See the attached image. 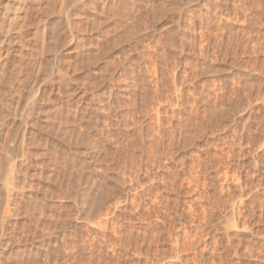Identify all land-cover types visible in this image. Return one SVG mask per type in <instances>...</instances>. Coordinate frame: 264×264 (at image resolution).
<instances>
[{
  "label": "rangeland",
  "instance_id": "obj_1",
  "mask_svg": "<svg viewBox=\"0 0 264 264\" xmlns=\"http://www.w3.org/2000/svg\"><path fill=\"white\" fill-rule=\"evenodd\" d=\"M77 2L32 111L0 109V163L23 150L24 180L0 264H264V0Z\"/></svg>",
  "mask_w": 264,
  "mask_h": 264
},
{
  "label": "bare ground",
  "instance_id": "obj_2",
  "mask_svg": "<svg viewBox=\"0 0 264 264\" xmlns=\"http://www.w3.org/2000/svg\"><path fill=\"white\" fill-rule=\"evenodd\" d=\"M6 1V2H5ZM0 0V109H1V107H4V109L2 108V110H5L6 109V111L4 112V114H2L3 113V111L1 112V114L3 115L2 117H4L5 119H7V115L9 116V114H11L12 112L14 113V111H15V108L17 107V102H16V104L17 105H15L14 106V108H13V104H14V101H18V103L20 102V104L22 105H18L19 107H20V109H21V112L22 111H25V112H27V111H29V110H31V108L33 109V102H32V98H31V94H33L34 95V93L32 92V91H34V90H31L30 91V88H31V86L29 85V82H34L35 80V77H37L38 75L41 77V79L43 80V78L42 77H46L47 75H48V72L46 73V71H45V73H41V75L39 74L40 72H39V70H38V68H37V66L40 68V63L39 62H41L42 64L44 63L43 62V60H39V59H41L40 57H39V55L41 54V51H42V54L44 53L45 55H46V52H48V56L50 57L51 56V54L50 53H52V51H53V49H50V48H52V46L55 44V42H54V40L56 41L57 39H58V37H60L59 36V34H60V32L64 29V28H62V27H64V25H67V23L69 22L68 21V18H70V12L69 13H67V9H69L68 7H69V5L71 4L72 5V3L74 4L75 3V1L77 2V1H79V0H12L11 2H9V1H7V0ZM69 1H71L70 2V4H69ZM5 2V3H4ZM58 2H60V5H58ZM80 2H81V0H80ZM79 2V3H80ZM55 4H57L58 5V8L59 7H61L60 8V10L58 9L57 10V8H55ZM83 4V3H82ZM93 4V3H92ZM75 5V4H74ZM79 5H81V4H79ZM88 5V4H87ZM73 6V5H72ZM71 6V7H72ZM77 6H78V2H77ZM77 6H75V7H77ZM83 6V5H82ZM75 7H72L73 9L75 8ZM84 7V6H83ZM82 7V8H83ZM90 7V6H89ZM91 7H93V6H91ZM81 8V9H82ZM85 8H86V6H85ZM80 9V10H81ZM97 9V8H96ZM95 9V10H96ZM71 9H69V11H70ZM86 10V9H85ZM72 11V10H71ZM87 11H88V9H87ZM108 11V10H107ZM73 12V11H72ZM77 12V11H76ZM66 13H67V15H66ZM78 13V12H77ZM82 13V12H81ZM80 13V15L82 16V14ZM74 14H76L75 12H74ZM86 14V13H85ZM84 14V15H85ZM89 14V13H88ZM69 15V17L67 18V16ZM73 15V14H72ZM83 15V16H84ZM75 16V15H74ZM74 16H72L71 18H73ZM83 16L82 17H80V16H78V17H80L81 18V20H82V18H83ZM89 16V15H88ZM87 17V16H86ZM70 18V19H71ZM85 18V17H84ZM84 18H83V21H84ZM77 19V18H76ZM75 19V20H76ZM79 19V18H78ZM88 19H90V18H88ZM92 19V18H91ZM101 19V18H100ZM99 19V20H100ZM94 20V19H93ZM99 20H98V22H99ZM68 21V22H67ZM71 21H72V19H71ZM77 22V20L75 21V23H74V21H73V23L74 24H78V23H76ZM82 22V21H81ZM81 22H79V23H81ZM86 22H87V19H86ZM92 22V21H91ZM72 23V22H71ZM70 23V24H71ZM84 23V22H83ZM82 23V24H83ZM85 24V23H84ZM78 25H80V24H78ZM88 25V24H87ZM99 25V24H98ZM109 25V24H108ZM68 26H69V23H68ZM71 27L69 28L68 27V29H69V31L71 30H73V29H71L72 28V24L70 25ZM80 26H82V25H80ZM85 26V25H84ZM106 26V25H105ZM65 27H67V26H65ZM74 27V26H73ZM75 27H76V25H75ZM83 27V26H82ZM80 28V29H83V28ZM100 27V26H99ZM110 27V26H109ZM68 29L66 30V32L68 31ZM77 29V32H78V29H79V27L78 28H76ZM75 29V30H76ZM79 29V30H80ZM88 29V28H87ZM84 30V29H83ZM93 30V29H92ZM56 31V32H55ZM70 31V32H71ZM81 31V33H82V30H80ZM90 31V30H89ZM100 31V30H99ZM55 32V33H54ZM57 32H58V35H54V34H57ZM64 32V33H63ZM69 32V33H70ZM62 33L63 34H65V31L63 30L62 31ZM72 33H75V31L74 32H72ZM79 33V32H78ZM71 34V33H70ZM76 34V33H75ZM101 34V33H100ZM64 37L62 38V40H64L65 41V35H63ZM75 37H77L76 35H75ZM81 37H83L82 35H81ZM54 38V39H53ZM70 38H71V36H70ZM79 38V37H78ZM77 38V39H78ZM53 39V40H52ZM95 39V38H94ZM99 39V38H98ZM59 40V39H58ZM76 40V39H75ZM54 42V44H53V42ZM60 41H61V39H60ZM60 41H59V44H60ZM88 41V40H87ZM92 41V40H91ZM52 42V44H51V46H49L50 45V43ZM66 42V41H65ZM82 42V41H81ZM104 42V41H103ZM57 43V42H56ZM67 43H69V42H66V44ZM83 43V42H82ZM93 43V42H92ZM62 44H63V42H61V47H63L62 46ZM65 44V43H64ZM63 44V45H64ZM65 44V45H66ZM70 44V43H69ZM69 44H67V45H69ZM78 44H79V42H77V46H78ZM91 44V43H90ZM27 46V47H29V49L28 50H30L31 51V54L30 53H28V52H30V51H28L27 53L29 54V55H31V62L28 60V63L30 64V66H29V68L28 69H26L27 71H25L27 74L25 75L24 74V76L26 77H24V79H23V81H22V79H20L21 81L19 82V83H17V84H15V86H17L18 84V86L17 87H13L12 86V83L14 82L13 80L14 79H12L11 78V76L9 75V70L10 69H8V74L6 75V68H7V66L9 65V61H8V56H10L11 54V51L13 50V54H17V55H21L20 54V51H21V49H22V47L23 46ZM58 44H56L55 46H53L54 47V49H56L58 46H57ZM64 45V46H65ZM83 45V44H82ZM88 45V44H87ZM92 45V44H91ZM95 45V44H94ZM24 46V47H25ZM50 48H49V47ZM79 46H80V44H79ZM26 47V48H27ZM46 47L47 48H49L50 50H52L51 52H50V50L49 49H46ZM60 47V48H61ZM59 48V47H58ZM57 48V49H58ZM75 48V47H74ZM74 48H72L73 50H75L76 51V48L74 49ZM57 49H56V51H57ZM66 49V48H65ZM79 49V48H78ZM83 49V48H82ZM26 50V49H25ZM59 50V49H58ZM93 50H95L94 48H93ZM23 51V50H22ZM21 51V52H22ZM44 51H46V52H44ZM56 51L54 50V52L56 53ZM61 51V50H60ZM69 52H70V50H68ZM68 51H63V52H68ZM74 51V52H75ZM54 52L52 53V54H54ZM59 52V51H58ZM62 52V51H61ZM61 52H60V54H61ZM83 52V51H82ZM25 53V52H24ZM40 53V54H39ZM15 54V55H16ZM22 54H23V52H22ZM28 54H27V56H28ZM41 54V55H42ZM59 54V55H60ZM72 55H73V53H71ZM70 54V55H71ZM56 55H57V53H56ZM56 55H54V57H56ZM69 55V56H70ZM76 55V54H75ZM43 56V55H42ZM58 56V55H57ZM68 56V55H67ZM25 57H26V55H25ZM24 57V58H25ZM29 58H30V56H28ZM45 57V58H48V59H50V58H53V57ZM70 57H72V56H70ZM70 57L67 59V60H69L70 59ZM13 58V57H12ZM18 58V60L20 59V57H17ZM39 58V59H38ZM59 58V57H58ZM57 58V59H58ZM63 58V57H62ZM79 58V57H78ZM99 58V57H98ZM15 59H16V57H15ZM23 59V58H22ZM53 60V59H52ZM72 60H74V59H72ZM81 60V59H80ZM11 61H12V59H11ZM23 61V60H22ZM39 61V62H38ZM45 61V60H44ZM56 61V60H55ZM58 61V60H57ZM77 61H79V59L77 60ZM91 61V60H90ZM12 62H14V60L12 61ZM11 62V63H12ZM17 62V59L15 60V63ZM19 62H21V59H20V61ZM25 62V61H24ZM37 62L39 63L38 65H37ZM65 62V61H64ZM74 62V61H73ZM10 63V64H11ZM14 63V64H15ZM51 63H55V62H51ZM83 63V62H82ZM13 64V63H12ZM11 64V67L12 68H14L15 69V67H13V66H15L16 64H18V65H20L19 63H16L15 65L13 64L12 65ZM28 64V65H29ZM41 64V65H42ZM71 64V63H70ZM22 65V64H21ZM20 65V66H21ZM27 65V66H28ZM44 66H45V64H43ZM42 65V66H43ZM47 65V64H46ZM69 65V64H68ZM92 65V64H91ZM98 65V64H97ZM41 66V67H42ZM10 66H9V68H11ZM46 67V66H45ZM45 67H42V68H45ZM58 68V67H57ZM62 67H60V69H61ZM74 68V67H73ZM41 69V68H40ZM45 69H47V70H50L49 71V74L52 72V73H56L57 72V70H59V69H57L56 70V72H54V71H51L52 69H49L48 67H46ZM37 70V71H36ZM54 70V69H53ZM14 71V70H13ZM41 71V70H40ZM43 71V70H42ZM41 71V72H42ZM61 71V70H60ZM60 71H58V72H60ZM62 71H63V69H62ZM38 73V75L37 76H35V77H33L34 79H32V76H33V74L34 73ZM44 72V71H43ZM10 73H11V70H10ZM14 73H16V72H14ZM51 73V74H52ZM11 74H13V73H11ZM45 74H46V76H45ZM50 74V75H51ZM58 74V73H57ZM57 74H54V75H57ZM14 75V74H13ZM12 75V77L14 78V76H17L16 74L13 76ZM36 75V74H35ZM43 75V76H42ZM53 75V74H52ZM53 75V76H54ZM62 75V74H61ZM10 76V77H9ZM38 76V78H40ZM63 76V75H62ZM62 76H60L61 78H62ZM49 77V76H48ZM48 77H46V78H48ZM52 77V76H51ZM55 77V76H54ZM37 78V79H38ZM17 79V78H16ZM19 79V78H18ZM31 79H32V81H31ZM48 79H50V77L48 78ZM48 79L46 80V82H48ZM60 79V78H59ZM73 79V78H72ZM42 80L40 81V84H41V82H42ZM52 80V78L50 79V81ZM13 81V82H12ZM19 81V80H18ZM37 81V80H36ZM62 81H64V80H62ZM65 81H66V79H65ZM64 81V84H66V82ZM70 81V80H69ZM53 82H54V80H53ZM43 83V82H42ZM14 84V83H13ZM28 85H29V87L30 88H28ZM32 85V84H31ZM35 85V84H34ZM37 85V84H36ZM59 85V84H58ZM80 85V84H79ZM33 86V85H32ZM37 86H35V88H36ZM58 87H60V86H58ZM34 88V89H35ZM29 89V90H28ZM32 89H33V87H32ZM40 89V88H39ZM54 89V88H53ZM59 89V88H58ZM62 89V88H61ZM67 89V88H66ZM44 90V89H43ZM45 90H47V89H45ZM73 90V89H72ZM35 91H37V90H35ZM34 91V92H35ZM49 91V90H48ZM74 91V90H73ZM84 91V90H83ZM31 92V93H30ZM56 92V91H55ZM54 92V93H55ZM61 92V91H60ZM66 92H67V90H66ZM72 92V91H71ZM58 93V92H57ZM72 94H74V93H72ZM38 95V94H37ZM77 96V95H76ZM16 97H18L17 99L18 100H15V98ZM60 98H61V96H60ZM59 98V99H60ZM65 98V97H64ZM69 98V97H68ZM54 100V99H53ZM63 101V100H62ZM55 102V101H54ZM60 102V101H59ZM65 102V101H64ZM34 103H35V101H34ZM42 103V102H41ZM67 104V103H66ZM35 105V104H34ZM57 105V104H56ZM33 106V107H32ZM49 106V105H48ZM51 106V105H50ZM68 106V105H67ZM22 107L24 108V110L22 109ZM25 107L27 108V111L25 110ZM31 107V108H30ZM38 107V106H37ZM11 108H13L14 109V111H12V112H10L11 111ZM28 108H30L29 110H28ZM12 109V110H13ZM67 109V108H66ZM44 110H46V109H44ZM32 111V110H31ZM16 112V111H15ZM42 112H44V111H42ZM53 112V111H52ZM19 113V112H18ZM18 113H17V115H18ZM28 114L29 113H26V115L28 116ZM31 114V113H30ZM13 115H15V113L13 114ZM22 115H23V112H22ZM26 115H24L25 117H26ZM37 115V114H36ZM1 116V115H0ZM24 116L22 117V118H20V116L18 115L17 117L18 118H20V119H22V120H20V122L21 121H23V118H24ZM30 116V115H29ZM10 117V116H9ZM16 117V118H17ZM41 117V116H40ZM39 117V118H40ZM13 118H14V120H15V117L13 116ZM27 119H28V117H26ZM31 118H33V117H31ZM38 118V119H39ZM62 118V117H61ZM54 119V118H53ZM58 119V118H57ZM2 120H4V119H2ZM19 120H18V122H19ZM64 120H66V119H64ZM5 121V120H4ZM34 121H35V119H34ZM2 122V121H1ZM0 122V123H1ZM8 121L6 120L5 121V125H6V123H7ZM19 122V123H20ZM23 122H26V121H23ZM23 122H22V124H23ZM59 122V121H58ZM4 123V122H3ZM3 123H1L2 125H3ZM12 123V122H11ZM28 123V122H27ZM26 123V124H27ZM40 123V122H39ZM48 123V122H47ZM53 123V122H52ZM66 123V122H65ZM0 124V125H1ZM13 124V123H12ZM18 124V123H17ZM42 124V123H41ZM1 125V126H2ZM4 125V126H5ZM23 125H25V123L23 124ZM23 125L22 126H19V127H23ZM64 125H66V124H64ZM27 126V125H26ZM25 127V126H24ZM1 128V127H0ZM5 128V127H4ZM23 129V128H22ZM33 129V128H32ZM39 129V128H38ZM1 130V129H0ZM7 130V129H6ZM5 130V131H6ZM60 130V129H59ZM65 130V129H64ZM3 131V130H2ZM7 132H9V131H7ZM24 132L25 131H23V134H24ZM34 132V131H33ZM10 133V132H9ZM29 133V132H28ZM3 134H4V132H3ZM22 133H21V135H23ZM31 134V133H30ZM44 134V133H43ZM66 134H67V132H66ZM1 135V134H0ZM15 135V134H14ZM29 135V134H28ZM52 135H54V134H52ZM63 135V134H62ZM5 136V135H4ZM4 136H2V137H4ZM55 136V135H54ZM66 136V135H65ZM1 137V138H2ZM13 137V136H12ZM22 137L23 136H21V139H22ZM15 138V137H14ZM27 138V137H26ZM65 138V137H64ZM36 139V138H35ZM15 140H16V138H15ZM17 140H18V137H17ZM43 140V139H42ZM62 140H64V139H62ZM1 141H2V139H1ZM7 141V140H6ZM24 141H26V140H24ZM24 141H22V142H24ZM36 142H37V140H35ZM13 142V141H12ZM15 142V141H14ZM21 142V141H20ZM19 142V143H20ZM27 142V141H26ZM42 142H44V141H42ZM1 143V142H0ZM7 143V142H6ZM10 143V142H9ZM16 143V142H15ZM29 143V142H28ZM23 143H20V144H18V145H16V147L17 146H20V145H22ZM25 145V144H24ZM35 145V144H34ZM66 145V144H65ZM12 146V145H11ZM26 146H27V144H26ZM59 146V145H58ZM64 146V145H63ZM6 147V146H5ZM23 147V146H22ZM21 147V148H22ZM4 148V147H3ZM20 147H18V149H19ZM24 148V147H23ZM46 148V147H45ZM26 149V148H25ZM9 150V147H8V149H6V151H8ZM10 150H12V149H10ZM10 150H9V153H10ZM13 150H15V152L17 151L15 148H13ZM21 150V149H20ZM20 150H18L17 152L18 153H15L14 152V154H13V152L11 151V155L10 154H8V156L10 155V162H12V164L8 167L7 166V164H6V162H5V157L3 156V155H1V156H3L4 158V161H2L4 164H6L5 165V167L6 168H8L7 170H5V171H7V174H5L6 176V178L5 177H3V178H5V180L3 181L2 179H0L1 181V183L3 184V182H5V185H4V187H5V201H4V205H3V210H1V213H0V231H1V233L5 230L6 231V225L8 224L7 223V221H8V218H9V216L11 217V216H13V214L12 215H9L8 216V210H15L14 208L12 209V207H11V209H9V207L10 206H12L14 203H15V205L17 206V204L16 203H18V202H15L17 199L15 198V197H17V194H20L19 193V186H18V184H17V182L18 181H20V184L24 181L23 179H21V180H23L22 182H21V180H18V175L20 174V172H21V170H23V169H19V165L21 164L20 162H21V160H19V158L21 157V155H20V153H19V151ZM41 150V149H40ZM48 150V149H47ZM51 150V149H50ZM1 151H4V150H1ZM22 152H23V150H21ZM26 151V150H25ZM29 151V150H28ZM46 151H44V153H45ZM66 152V151H65ZM3 153V152H2ZM5 154H6V152H5ZM6 154V155H7ZM49 154V153H48ZM59 154V153H58ZM18 155H20V157L19 158H16ZM39 155V154H38ZM46 156V155H45ZM23 157V156H22ZM35 157V156H34ZM34 157H33V159H34ZM66 157V156H65ZM28 158V157H27ZM37 158V157H36ZM35 158V159H36ZM40 158V157H39ZM21 159V158H20ZM47 160V159H46ZM25 161V160H24ZM29 161V160H28ZM36 161V160H35ZM42 161V160H41ZM1 162V161H0ZM37 162V161H36ZM3 163H0L1 165V168H2V165H3ZM23 163V162H22ZM29 163V162H28ZM40 163V162H39ZM33 164V163H32ZM37 164V163H36ZM9 165V164H8ZM35 166V165H34ZM33 166V167H34ZM21 167V166H20ZM32 167V168H33ZM5 169V168H4ZM20 170V172H19V174H17V172ZM25 169V168H24ZM27 169V168H26ZM2 170V169H1ZM18 170V171H17ZM31 170V169H30ZM29 170V171H30ZM1 172V171H0ZM28 172V171H27ZM22 173V172H21ZM134 173V172H133ZM0 175H3L4 176V173L2 174H0ZM22 175V178H24V176L26 175V174H21ZM32 175H34V174H32ZM31 175V176H32ZM2 177V176H1ZM0 177V178H1ZM21 177V176H20ZM16 179L18 180V181H16ZM20 179V178H19ZM36 179V178H35ZM34 179V180H35ZM41 179V178H40ZM43 179V178H42ZM49 179V178H48ZM47 179V180H48ZM46 181V180H45ZM40 182V181H39ZM19 183V182H18ZM35 183V182H34ZM3 185H1V186H3ZM38 185V184H37ZM0 186V187H1ZM33 187V186H32ZM37 187V186H36ZM21 188H22V186H21ZM48 188V187H47ZM2 188H0V190H1ZM4 189V188H3ZM3 189H2V194L4 195V191H3ZM29 189V188H28ZM39 189H41V186H40V188ZM49 189V188H48ZM24 190H27V189H24ZM23 189H22V191H24ZM30 190V189H29ZM25 193V192H24ZM23 193V194H24ZM28 194H29V192H27ZM105 193V192H104ZM0 194H1V192H0ZM2 194L0 195V196H2ZM33 194V193H32ZM21 195H22V193H21ZM49 195V194H48ZM32 196V195H31ZM3 197V196H2ZM19 197H20V195H19ZM29 197H30V195H29ZM41 197H42V195H41ZM4 198V197H3ZM15 198V199H14ZM24 198V197H23ZM23 198H21V199H23ZM25 199V198H24ZM32 199V198H31ZM1 200V199H0ZM3 200V199H2ZM1 200V201H2ZM18 200H19V198H18ZM37 200V199H36ZM48 200V199H47ZM24 202L26 201V200H23ZM45 201V200H44ZM27 202V201H26ZM34 202V201H33ZM38 202V201H37ZM42 202V201H41ZM21 203V202H20ZM37 204V203H36ZM41 204V203H40ZM0 205H2V204H0ZM48 205H50V204H48ZM84 205V204H83ZM19 206H20V204H19ZM21 206H23V205H21ZM29 206V205H28ZM33 206V205H32ZM41 206V205H40ZM44 206V205H43ZM13 207H15L14 205H13ZM27 207V206H26ZM34 207V206H33ZM114 207V206H113ZM16 209H17V207H15ZM38 208V207H37ZM45 208V207H44ZM27 210H29V209H27ZM12 211V212H13ZM11 212V213H12ZM15 212V211H14ZM18 212V211H17ZM16 212V213H17ZM29 212V211H28ZM44 212H46V211H44ZM10 213V212H9ZM19 213V212H18ZM34 213V212H33ZM36 213V212H35ZM32 214V213H31ZM18 215V214H17ZM19 215H21V214H19ZM33 215V214H32ZM99 216V215H98ZM30 219V218H29ZM97 219H99V218H97ZM15 220V219H14ZM99 221H100V219H99ZM230 221H231V219H230ZM230 221H228V222H230ZM9 222V221H8ZM102 222V221H101ZM10 223V222H9ZM12 223V222H11ZM20 223V222H19ZM26 224V223H25ZM230 224V223H229ZM228 224V225H229ZM13 225V224H12ZM22 225V224H21ZM34 225V224H33ZM8 226V225H7ZM227 226V225H226ZM235 226H237V225H235ZM11 227V226H10ZM223 227H224V225H223ZM230 227H232L231 225H230ZM4 228H6V229H4ZM12 228V227H11ZM232 228H234V227H232ZM10 229V228H9ZM18 229H19V227H18ZM227 229H229V227L227 228ZM226 229V230H227ZM13 230V229H12ZM33 230V229H32ZM14 231V230H13ZM7 232V231H6ZM6 232H5V234H6ZM228 232V231H227ZM21 233V232H20ZM8 234V233H7ZM15 234V233H14ZM13 234V235H14ZM33 234V233H32ZM3 235V234H2ZM16 235H18V233L16 234ZM15 235V236H16ZM19 235H21V234H19ZM49 235V234H48ZM8 236V235H7ZM11 236V235H10ZM2 237V236H1ZM0 237V246L1 245H3V243H7V242H3V240H2V238ZM12 237V236H11ZM21 238V237H20ZM36 238V237H35ZM18 239V238H17ZM212 239H214V238H212ZM17 241V240H16ZM15 241V242H16ZM191 241V240H190ZM15 242H13V244L15 243ZM39 243V242H38ZM18 244V243H17ZM47 244H49L48 242H47ZM187 244V243H186ZM185 244V245H186ZM8 245V244H7ZM4 247H5V244H4ZM4 247H3V249H4ZM8 247V246H7ZM15 248H17V247H15ZM11 249V248H10ZM18 251V250H17ZM16 252V251H15ZM34 252V251H33ZM14 253V252H13ZM35 254V253H34ZM37 255V254H36ZM1 256V255H0ZM3 257V256H2ZM5 258V257H4ZM27 259V258H26ZM33 262V261H32Z\"/></svg>",
  "mask_w": 264,
  "mask_h": 264
}]
</instances>
